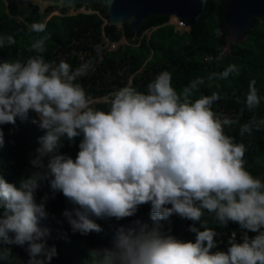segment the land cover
Listing matches in <instances>:
<instances>
[{
    "label": "clouds",
    "instance_id": "9594fccd",
    "mask_svg": "<svg viewBox=\"0 0 264 264\" xmlns=\"http://www.w3.org/2000/svg\"><path fill=\"white\" fill-rule=\"evenodd\" d=\"M28 31L38 34L29 49L35 54L0 60V148L2 126L30 115L44 134L29 175L14 183L0 171V261L9 260L12 246L24 248V264H51L57 255L46 244L49 229L40 224L49 215L47 196L39 202L36 196L47 181L72 205L62 215L81 235L101 232L98 219L120 221L150 205L153 226L136 221L119 227L111 246L89 251L91 264H264V180L245 167L248 146L225 131L238 127L243 137L264 128L255 80L234 115L218 113L214 105L227 99L219 81L240 75L235 63L197 75L179 90L163 70L146 91L129 84L105 97V111L78 83L96 71L95 61L74 67L46 59L49 36L39 35L47 31L46 19L32 22ZM16 43L14 35L0 34V49ZM213 85L216 90L203 93ZM245 112L251 113L246 120ZM77 137L74 159L59 151L64 140L71 144ZM173 215L192 222L194 240L159 229ZM206 215L213 224H237L240 239L232 231L226 250L219 249V233Z\"/></svg>",
    "mask_w": 264,
    "mask_h": 264
},
{
    "label": "trees",
    "instance_id": "16d2710c",
    "mask_svg": "<svg viewBox=\"0 0 264 264\" xmlns=\"http://www.w3.org/2000/svg\"><path fill=\"white\" fill-rule=\"evenodd\" d=\"M227 1L208 0L200 19L187 31L175 29L174 25L168 23L170 17L167 15H152L135 34L126 24L120 29L108 24L107 16L98 6L78 4L76 7L84 6L91 11L68 14L65 8L49 6L40 12L37 6L30 3L19 5L0 0V34L14 35L17 40L16 45L0 49V60H26L34 55L29 49L38 34L29 33L28 25L46 19L47 31L39 34L49 36L46 41L47 52L44 54L46 59H65L74 67L87 59L95 61L96 71L78 81L93 99L105 97L129 84L146 91L147 84L163 70L172 73V84L179 90L197 75L220 72L235 63L241 68L240 75H230L228 79L219 81L227 99L218 102L214 108L218 113L234 115L243 107L249 82L255 80V87L262 98L257 114L264 116V24L253 19L248 35L241 42H234L231 49L223 53L227 34L220 32L223 21L220 13ZM53 10H58L59 15L48 16ZM122 38L126 40L124 44L113 45ZM214 90V85L202 89L204 94ZM95 107L107 110L104 100L96 101ZM250 115L245 112L243 119L246 120ZM2 127L5 143L0 148V171L7 181L18 183L32 170L29 160L44 130L32 123L31 115L25 122L18 120L16 126L7 124ZM225 131L235 135L238 141L242 139L248 146L245 167L254 176L264 180V128L243 137L239 136L238 127L231 130L226 128ZM79 140L80 137H77L71 144L64 140L59 151L74 159ZM36 196L38 202L41 197L47 196L45 207L49 215L40 224L49 229L47 246H55L57 250L51 264H91L89 251L111 246L119 227L135 226L136 221L153 226L149 218L150 205L146 204L139 207L134 217L120 221L114 218L96 220L102 228L99 233H73L62 215L63 210L72 205L62 193H53L47 181H44L40 183ZM205 219L219 233L216 237L222 241L218 245L219 249L226 250L227 239L232 231H236L237 239H240L241 230L237 224L229 223L225 227L213 224L211 216L206 215ZM191 223L173 215L168 220L160 221L157 226L161 231H170L178 239L194 240L195 234L188 231ZM12 251L9 260L0 261V264H24L28 259L24 248L12 246Z\"/></svg>",
    "mask_w": 264,
    "mask_h": 264
},
{
    "label": "water",
    "instance_id": "95a60500",
    "mask_svg": "<svg viewBox=\"0 0 264 264\" xmlns=\"http://www.w3.org/2000/svg\"><path fill=\"white\" fill-rule=\"evenodd\" d=\"M208 0H9L11 3L33 4L40 12L49 6L68 9L77 6H98L107 16V23L122 28L130 26L137 34L152 15L174 16L184 20L188 27L200 19ZM223 18L220 32L226 33V47L223 53L231 49L232 44L241 42L251 29V21L264 24V0H228L220 13Z\"/></svg>",
    "mask_w": 264,
    "mask_h": 264
},
{
    "label": "rangeland",
    "instance_id": "374dc122",
    "mask_svg": "<svg viewBox=\"0 0 264 264\" xmlns=\"http://www.w3.org/2000/svg\"><path fill=\"white\" fill-rule=\"evenodd\" d=\"M90 9H87V8H85L84 6H80V7H72V8H68V10H67V13L68 14H76V13H79V12H84V11H89ZM59 11L58 10H53V11H51L50 12V15H48V16H51V15H59ZM168 23H171V24H173L174 26H175V28L177 29V30H180V31H187L188 30V27H185V26H181L178 22H177V20H176V17H171L170 16V18H169V21H168ZM126 42V40L125 39H120L117 43H114L113 45L115 46H117L118 44H124ZM111 94V93H110ZM110 94H108L107 96H109ZM107 96H105V97H107ZM105 97H102V98H95L94 100L95 101H103V100H105Z\"/></svg>",
    "mask_w": 264,
    "mask_h": 264
},
{
    "label": "built area",
    "instance_id": "2783aa9c",
    "mask_svg": "<svg viewBox=\"0 0 264 264\" xmlns=\"http://www.w3.org/2000/svg\"><path fill=\"white\" fill-rule=\"evenodd\" d=\"M91 10H89V11H84L85 13H87V12H90ZM176 20H177V22L181 25V26H185V27H188V25H187V23H185L182 19H178V18H176ZM171 24V23H170ZM173 25V24H172ZM175 27V26H174ZM176 29V28H175ZM188 29H189V27H188Z\"/></svg>",
    "mask_w": 264,
    "mask_h": 264
},
{
    "label": "bare ground",
    "instance_id": "6f19581e",
    "mask_svg": "<svg viewBox=\"0 0 264 264\" xmlns=\"http://www.w3.org/2000/svg\"><path fill=\"white\" fill-rule=\"evenodd\" d=\"M171 17H174V16H171Z\"/></svg>",
    "mask_w": 264,
    "mask_h": 264
},
{
    "label": "flooded vegetation",
    "instance_id": "af4514ba",
    "mask_svg": "<svg viewBox=\"0 0 264 264\" xmlns=\"http://www.w3.org/2000/svg\"><path fill=\"white\" fill-rule=\"evenodd\" d=\"M223 51H224V48H223Z\"/></svg>",
    "mask_w": 264,
    "mask_h": 264
}]
</instances>
